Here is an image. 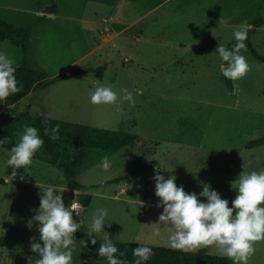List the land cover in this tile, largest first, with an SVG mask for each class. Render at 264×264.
<instances>
[{
    "label": "rangeland",
    "instance_id": "1",
    "mask_svg": "<svg viewBox=\"0 0 264 264\" xmlns=\"http://www.w3.org/2000/svg\"><path fill=\"white\" fill-rule=\"evenodd\" d=\"M38 15L43 19L32 31L29 63L47 72L49 81L62 78L32 89L10 110H0V129L13 121L17 142L24 125L44 115L138 135L115 152L87 150L76 177L85 186L79 192L91 195L81 213L73 214L81 220L80 235L88 237L91 214L106 208L105 228L113 241L172 247L174 227L158 221L163 208L156 206V167L166 178L174 174L185 191L199 193L208 183L222 198L234 190L230 182L241 171L264 169V144L246 147L264 135V62L241 50L250 68L231 80L229 89L215 52L218 43L228 46L235 40L234 29L244 24L252 28V46L264 57V25L252 27L253 20L264 17V0H0V17L18 26H29ZM0 50L20 63L18 48L0 42ZM97 66L103 70L78 72ZM101 84L117 93L115 103L90 102L89 89ZM133 90L135 104L121 101ZM63 153L72 159L76 149L64 147ZM104 156L112 162L107 171L101 167ZM7 158L8 149L0 146V235L5 241L0 264H28V256L36 257L30 237L39 236L38 222L29 228L27 221L39 207L42 188L67 187L42 147L30 172L21 166L12 177ZM147 162L151 167L110 181ZM65 190L62 199L68 206L77 197ZM74 235L72 264H81ZM254 247L248 264H264V240ZM98 248H87V264H106ZM198 249L223 255L215 243L190 251Z\"/></svg>",
    "mask_w": 264,
    "mask_h": 264
},
{
    "label": "clouds",
    "instance_id": "2",
    "mask_svg": "<svg viewBox=\"0 0 264 264\" xmlns=\"http://www.w3.org/2000/svg\"><path fill=\"white\" fill-rule=\"evenodd\" d=\"M247 36L248 28L242 24L233 31L236 43L231 48L218 43L215 52L221 61L219 71L225 78L237 80L248 72L250 65L241 52V49H246ZM17 67L14 59L0 50V100L19 92L23 87L18 84L15 75ZM89 97L92 104H113L118 98L110 86L103 84L90 88ZM120 99L135 104L134 90L125 92ZM59 128L60 125L55 124L50 129L45 128L44 132L50 140H58ZM7 140V136L0 138V145ZM44 143L37 127L24 125L18 141L8 150V158L4 161L6 166L11 167L12 177L17 175L21 166L30 172L28 166ZM111 164L108 156L102 157L101 167L105 171L110 169ZM158 169L161 168L156 167L153 172L155 195L160 198L156 206L163 208L158 221L174 227L175 231L170 236L171 246L189 251L215 243L233 264H248L249 257L255 252L254 242L264 240V169L241 171L230 182L236 191L231 206L229 200L222 198L208 183H203L199 193L188 192L183 185H177L174 174L166 178ZM20 178L24 179V176ZM64 190L42 188L39 207L27 221L29 228L33 227L34 221L38 222L36 227L39 232L38 239L30 237V249L36 253V257L28 256V264H72L74 233L81 228V220L75 221L73 214L75 212L79 215L83 206L78 198L66 206L62 199ZM79 195L80 192L75 189L73 197ZM107 215L106 208H97L91 214V222L86 231L88 239L96 244L97 237L93 233H102V242L97 249L99 257L106 258L108 264H128L127 260L121 259L124 253L117 248L105 228ZM132 254V264H143L154 252L151 246L140 244L132 250Z\"/></svg>",
    "mask_w": 264,
    "mask_h": 264
},
{
    "label": "trees",
    "instance_id": "3",
    "mask_svg": "<svg viewBox=\"0 0 264 264\" xmlns=\"http://www.w3.org/2000/svg\"><path fill=\"white\" fill-rule=\"evenodd\" d=\"M43 19L42 15L36 16L32 23L27 27L18 26L2 17H0V42L7 43L12 47L18 48L21 54V60L16 70V78L18 84H22L23 87L19 92L11 94L4 100H0V110L8 109L10 106L19 101L21 98L25 97L30 91L37 87H42L45 84L53 83L60 78L61 75L55 76L51 81L47 80L48 73L33 67L29 63V51L31 48V37L34 26ZM264 25V17L253 20L252 27L259 28ZM248 28V36L245 41L246 49L249 51L251 56L255 59L262 60L264 62V57L261 56L257 50L252 46L250 35L251 27ZM236 43L235 40L230 42L227 47L231 48ZM243 50V49H241ZM103 70V66L97 67H87L79 70L78 72H88V71H98ZM223 82L225 86L229 89L232 88L231 79L225 78L223 76ZM59 124L60 137L58 140H50L49 136L45 134V128H51L52 125ZM32 126L39 129V134L43 137L45 143L42 146L45 153V160L50 164L54 165L60 173L63 175L66 183L67 190L65 194L69 197H73V191L76 189L81 191L85 188L77 179V169L83 164L87 157L88 149H97L102 152H115L120 150L125 146H129L138 140V135L122 130H113L102 127H96L91 125H86L82 123L69 122L60 119H55L52 117L37 115ZM16 124L13 121H8L0 129V138L4 136L8 137L5 144L0 145L5 149H10L13 144L16 143ZM264 144V135L252 139L246 143L247 148H252ZM64 147H72L76 149V154L72 159H67L64 157ZM153 163H144L134 169L127 171L123 176L119 178L112 179L110 181H119L127 179L132 176L137 171L144 169L146 167H151ZM236 194L235 189L231 193L227 194L225 198L229 200L232 196ZM80 204L86 207L90 200L91 195L85 192H80L79 197ZM78 234V242L83 256V261L81 264H87V248L89 246L99 247L102 239L97 238L96 244H92L87 236ZM81 241H84L82 243ZM117 248L124 253L121 257L122 260H127L128 264H132L134 260L132 250L139 246L138 242H121L113 241ZM153 248L154 255L150 257L149 260L143 262V264H233L230 258L224 255L211 254L205 249H198L195 251H184L180 249H175L168 246L161 245H151L147 244ZM118 255V253H117ZM108 264V261L106 262Z\"/></svg>",
    "mask_w": 264,
    "mask_h": 264
},
{
    "label": "crops",
    "instance_id": "4",
    "mask_svg": "<svg viewBox=\"0 0 264 264\" xmlns=\"http://www.w3.org/2000/svg\"><path fill=\"white\" fill-rule=\"evenodd\" d=\"M38 232V231H37ZM38 236H39V232H38ZM5 245V241H4V236L3 234L0 235V247L2 249V247Z\"/></svg>",
    "mask_w": 264,
    "mask_h": 264
},
{
    "label": "water",
    "instance_id": "5",
    "mask_svg": "<svg viewBox=\"0 0 264 264\" xmlns=\"http://www.w3.org/2000/svg\"><path fill=\"white\" fill-rule=\"evenodd\" d=\"M82 211V210H81ZM81 213V212H80Z\"/></svg>",
    "mask_w": 264,
    "mask_h": 264
}]
</instances>
